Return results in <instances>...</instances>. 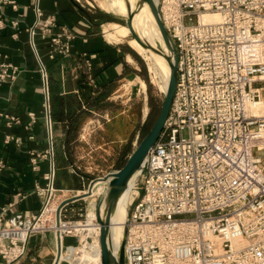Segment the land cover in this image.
<instances>
[{"label":"built area","instance_id":"built-area-1","mask_svg":"<svg viewBox=\"0 0 264 264\" xmlns=\"http://www.w3.org/2000/svg\"><path fill=\"white\" fill-rule=\"evenodd\" d=\"M159 7L176 47L177 81L139 172L141 193L130 203L125 264H264V0H160ZM36 13L28 27L32 39H46L51 58L67 54L74 30L39 6ZM2 67L0 80L15 77L17 67ZM40 72L52 144L43 62ZM55 174L52 164L45 184L36 185L38 212L0 208V264L22 258L38 232L89 239L82 208L72 217L73 204L86 197H61ZM67 249L62 244L61 255Z\"/></svg>","mask_w":264,"mask_h":264},{"label":"crops","instance_id":"crops-1","mask_svg":"<svg viewBox=\"0 0 264 264\" xmlns=\"http://www.w3.org/2000/svg\"><path fill=\"white\" fill-rule=\"evenodd\" d=\"M14 1L16 6H0V72L3 63L17 67L13 79L0 80V208L38 212L36 185L45 184L52 164L61 197H72L122 167L136 148L140 107L133 96L141 91L139 62L125 41L107 37L103 26L115 15L97 7L96 0ZM37 6L76 33L67 54L51 58L47 40L32 39L28 27ZM41 62L48 70L52 144ZM58 239L53 230L31 235L26 254L11 264H55ZM61 239L64 246L73 244L71 236Z\"/></svg>","mask_w":264,"mask_h":264},{"label":"bare ground","instance_id":"bare-ground-1","mask_svg":"<svg viewBox=\"0 0 264 264\" xmlns=\"http://www.w3.org/2000/svg\"><path fill=\"white\" fill-rule=\"evenodd\" d=\"M107 1V0H106ZM127 1L131 5V9L134 11L133 16V26L138 35L145 41L151 43L154 46L160 47L164 53L171 54L167 43L165 42L162 32L159 28L155 15L147 1H141L142 4L138 7L137 0H108L105 9L111 10L115 14L127 16ZM155 5H159L160 0H153ZM206 19H217L218 15L216 14H206L204 16ZM104 31H106L107 37L113 41H120L127 37L131 32L128 25L112 21L104 24ZM128 43L140 53L148 54L153 62L149 65V69L160 76L161 87L164 92L167 91L170 79V65L164 55L157 53L150 48L145 47L138 39L135 37L129 38ZM131 58V57H130ZM142 84L146 86L145 81H142ZM147 158V157H146ZM146 159L144 160V162ZM144 162L141 164L140 169L137 170L129 180L127 188L120 195L116 208L111 216V226H110V240L112 249L115 253L118 254L119 248L122 244L124 238V227L127 220V208L133 199V193L136 191L133 190V185L137 174L141 171ZM108 189V180H95V184L90 191H85L86 195L91 194L92 196L102 195L107 192ZM93 193V194H92ZM95 198L93 199L92 205L94 206ZM96 207V204H95ZM106 209V201L104 200L101 205V216L104 217ZM90 217L88 219V228L90 233H95L94 242L87 246V249L83 250L84 256L90 260H101V245L99 241L100 234V224L94 223L93 219L97 218L96 210L90 211ZM77 247L73 244L68 245V253H63L60 256V260L67 259L68 261L73 262L75 251ZM66 255V256H65ZM79 261V260H78ZM80 262V261H79ZM80 264V263H79Z\"/></svg>","mask_w":264,"mask_h":264},{"label":"water","instance_id":"water-1","mask_svg":"<svg viewBox=\"0 0 264 264\" xmlns=\"http://www.w3.org/2000/svg\"><path fill=\"white\" fill-rule=\"evenodd\" d=\"M145 1L149 3L155 15L159 28L162 32L163 38L167 43L171 54L164 53V51L160 47L152 45L151 43L143 40L138 35V33L135 31V28L133 26L134 11L131 9V5L128 1H127L128 14L127 16H125V23L126 25H128L131 35L133 37L138 39L145 47L150 48L151 50L164 55V57L167 59L171 69L169 85L167 91L164 93L161 109L155 122L153 123L150 130L140 140L136 148L129 155L125 164L114 171H109L105 175L98 176L97 178L93 179L89 185L88 191H90L91 188L93 187L95 180L97 179L108 180L107 192L99 196L95 207L97 221L100 224L99 241L101 245V264H125V241H126L127 227L125 225L124 238L117 254L113 251L110 240L111 216L116 208L120 195L127 188L130 178L137 170L140 169V166L146 159L150 148L158 139L162 131L164 122L170 110V106L175 92L176 81H177V52H176L175 44L164 25L160 13L159 5L158 4L155 5L153 0H145ZM141 4L142 2H140V0H137V6L139 7ZM116 17L122 19L120 16H116ZM81 196L82 195H76L67 200L70 201L75 198H80ZM104 200L106 201V209H105V215L104 217H102L101 205ZM61 250H62V239L59 234L58 253L55 264H58L60 260Z\"/></svg>","mask_w":264,"mask_h":264},{"label":"rangeland","instance_id":"rangeland-1","mask_svg":"<svg viewBox=\"0 0 264 264\" xmlns=\"http://www.w3.org/2000/svg\"><path fill=\"white\" fill-rule=\"evenodd\" d=\"M108 0H96L97 3V7H103L104 9L106 8L105 6L107 5ZM101 5V6H100ZM108 10V9H106ZM110 13L114 16V20L113 21H117L123 24L125 23V16L122 15H118L115 14L114 12H112L111 10ZM116 16H120L122 19L117 18ZM133 36L131 35V33L125 37L124 39H122L123 41H125L127 43V45L132 49L133 53L138 57V62H139V70H138V84L136 85V87H139L141 85V91L139 94H137V96H133V100L135 102V104L138 105V107H140V117H139V136H138V141H137V145L140 142V140L143 138V136L150 130V128L152 127L153 123L155 122L160 109H161V105H162V100L164 97V90L161 87V82H160V76H158L157 73L151 71L149 69V65L153 62V59L148 55V54H144V53H140L139 51H137L136 49H134L129 43H128V39L132 38ZM142 81H145L146 86L142 84ZM129 88V87H128ZM134 93H138V91L136 90ZM142 121V123H141ZM185 135H187V131L185 130L184 132ZM136 145V146H137ZM126 162V161H125ZM125 164V163H124ZM95 184V183H94ZM93 184V185H94ZM140 187H141V174L138 173L135 179V183L133 185V190H135L136 192L133 193V196L135 197V200L138 199V195L137 193H141L140 191ZM88 189H86L85 191H87ZM79 192L78 194L83 195L84 197H86V200L84 199H79L77 200L73 206L76 209V212H72V217L77 218L79 217V215L77 214V210H79V208H82V212H83V219H86L88 221L89 219V213L90 211H93V198L94 197H98V196H92L91 194L86 195L84 192ZM93 194V193H92ZM98 200V198H97ZM133 205L129 204L128 208H127V216L125 221L127 220V217L130 213V211L132 210ZM91 231V230H90ZM89 233V230H88ZM90 234V237L88 240H83L82 243H79L74 237H72L73 239V245H75L77 247L76 251H75V256L73 259V262L75 264H101V260H90L88 259L86 256H84L83 254V250L87 249V246L91 243L94 242V236L95 233ZM72 244V243H70ZM68 253V251H67ZM66 256V255H65ZM63 263L62 264H73L72 261H68L67 259H63ZM80 262H79V261Z\"/></svg>","mask_w":264,"mask_h":264}]
</instances>
